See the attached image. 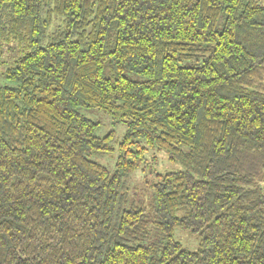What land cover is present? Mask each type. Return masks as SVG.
<instances>
[{"label": "trees", "instance_id": "1", "mask_svg": "<svg viewBox=\"0 0 264 264\" xmlns=\"http://www.w3.org/2000/svg\"><path fill=\"white\" fill-rule=\"evenodd\" d=\"M1 67L0 264H264L263 3L0 0Z\"/></svg>", "mask_w": 264, "mask_h": 264}, {"label": "rangeland", "instance_id": "2", "mask_svg": "<svg viewBox=\"0 0 264 264\" xmlns=\"http://www.w3.org/2000/svg\"><path fill=\"white\" fill-rule=\"evenodd\" d=\"M264 4V0H258ZM4 66V65H2ZM5 67L0 68V86L4 85L6 80L4 78L3 71ZM83 113L90 119L99 123L98 128L96 129L95 134L99 137L104 136L112 132V138L110 141L111 151L108 154L102 156H93V159L97 162L104 165L108 171L112 172L114 169V162L119 153V144L124 139L127 130V124L125 122H115L114 119L107 114L104 110L86 108L83 110ZM139 143L137 144V146ZM135 144L128 145V148L134 149ZM140 146V145H139ZM155 157L151 159V157ZM144 157L146 161H149V165H145L144 169L136 171L130 177L128 181L127 188L129 191L134 190L135 188L141 189L145 187L146 183L150 182L151 177L154 173H162L164 171H177L180 169L178 164H172L168 161L167 156L164 153H157L151 149L144 151ZM155 161L154 164L151 162ZM173 237L178 241L183 248L189 251H195L198 248L199 240L197 236L183 231L181 229L175 228L173 230Z\"/></svg>", "mask_w": 264, "mask_h": 264}]
</instances>
